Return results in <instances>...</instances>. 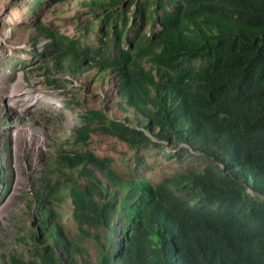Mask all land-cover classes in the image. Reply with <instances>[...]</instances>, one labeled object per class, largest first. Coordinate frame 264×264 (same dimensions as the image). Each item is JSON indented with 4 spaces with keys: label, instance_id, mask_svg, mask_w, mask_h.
I'll return each instance as SVG.
<instances>
[{
    "label": "trees",
    "instance_id": "trees-1",
    "mask_svg": "<svg viewBox=\"0 0 264 264\" xmlns=\"http://www.w3.org/2000/svg\"><path fill=\"white\" fill-rule=\"evenodd\" d=\"M73 1L83 36L37 23L48 40L37 69L111 76L128 116L80 114L27 197L25 252L1 264H264V0H51ZM93 135L124 144L129 171L93 150ZM152 150L204 165L155 181Z\"/></svg>",
    "mask_w": 264,
    "mask_h": 264
},
{
    "label": "rangeland",
    "instance_id": "rangeland-1",
    "mask_svg": "<svg viewBox=\"0 0 264 264\" xmlns=\"http://www.w3.org/2000/svg\"><path fill=\"white\" fill-rule=\"evenodd\" d=\"M32 1L0 0V168L4 169L0 173V264L2 254L13 250L25 252L21 242L28 235L27 224L34 218L27 197L33 198L39 190L40 180L46 178L49 155L54 146L70 137L80 114L109 106L106 111L109 117L123 119L128 116L116 103L115 80L111 76L103 78L95 69L85 67L75 78L57 72L45 76L37 69L46 62L47 56L42 60L34 52H45L48 40L43 33L37 32L36 24L41 22L68 36L82 37L84 32L76 26V14L83 7L79 1L54 3L45 0L44 6L32 14ZM87 17L84 12L81 20ZM35 37L37 43H34ZM95 40L94 36L90 42ZM48 65L53 68L51 61ZM21 74L23 87L14 93L16 102L12 105L10 85ZM49 77L54 82L49 83ZM57 84L64 87L57 88ZM101 137L93 135L91 148L100 156L117 159L121 171H129L120 162L129 153L128 148L112 137ZM151 153L144 173L155 181L190 165H204L188 160L182 164L164 158L155 150ZM36 204H32V208ZM56 208L67 229L76 231L71 206L63 202Z\"/></svg>",
    "mask_w": 264,
    "mask_h": 264
},
{
    "label": "bare ground",
    "instance_id": "bare-ground-1",
    "mask_svg": "<svg viewBox=\"0 0 264 264\" xmlns=\"http://www.w3.org/2000/svg\"><path fill=\"white\" fill-rule=\"evenodd\" d=\"M23 83H24L23 82V75L21 74L18 76L17 80L12 85H10L11 98H13L12 103H11L12 105H15V102H16V100H14V98H15L14 93L22 90L21 88L23 87Z\"/></svg>",
    "mask_w": 264,
    "mask_h": 264
}]
</instances>
